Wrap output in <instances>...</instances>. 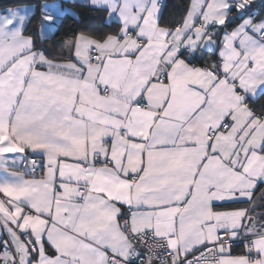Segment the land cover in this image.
Returning a JSON list of instances; mask_svg holds the SVG:
<instances>
[{
    "label": "snow or ice",
    "instance_id": "snow-or-ice-1",
    "mask_svg": "<svg viewBox=\"0 0 264 264\" xmlns=\"http://www.w3.org/2000/svg\"><path fill=\"white\" fill-rule=\"evenodd\" d=\"M254 3L82 0L114 27L64 60L37 45L70 8L41 3L38 37L35 5L0 10V264H264Z\"/></svg>",
    "mask_w": 264,
    "mask_h": 264
},
{
    "label": "trees",
    "instance_id": "trees-1",
    "mask_svg": "<svg viewBox=\"0 0 264 264\" xmlns=\"http://www.w3.org/2000/svg\"><path fill=\"white\" fill-rule=\"evenodd\" d=\"M39 1L40 0L32 1L36 3L37 7L35 16L28 25L29 31L37 37L38 33L36 32V28L40 17ZM68 2L71 5L72 14H67L63 17L62 23L58 26V30L50 39L40 40L37 45L38 47L43 46L46 48L48 50L46 55L50 57L56 56L59 59L66 58V49L63 50L62 54V45L65 44L67 39L72 38L79 32L96 35L100 32L111 31L114 27V25H110L103 20L102 12H98L90 7H84L82 2L79 1L73 2L68 0ZM164 2L167 7L164 9V20L162 22L172 23L183 15L189 0H164ZM252 7H256L261 13L264 9V0H255ZM203 62L204 61H202V63ZM234 247L237 251L241 250V245H234Z\"/></svg>",
    "mask_w": 264,
    "mask_h": 264
},
{
    "label": "crops",
    "instance_id": "crops-1",
    "mask_svg": "<svg viewBox=\"0 0 264 264\" xmlns=\"http://www.w3.org/2000/svg\"><path fill=\"white\" fill-rule=\"evenodd\" d=\"M71 1H73V0H71ZM75 1L82 2V0H75ZM43 2H45V0H40V1H39V8H40V6H41V3H43ZM47 2H48V3H51L52 0H47ZM59 2L63 5V7H65V8H70V9H71V5H70V3L68 2V0H59ZM29 4H31V5H35V8L37 7L35 2H14V3L6 4V5H1V6H0V10H2L3 8H7V7H22V6H24V5H29ZM253 10L258 11L256 7H253ZM261 14H264V9L261 11ZM102 16H103V20H104L105 13L102 12ZM104 21H105V20H104ZM79 33H83V34H87V35H93V34L85 33V32H79ZM79 33H77V34H79ZM26 34H27V33H26ZM70 39H71V38H70ZM70 39H67V40L65 41V43H66L67 41H69ZM209 58H210V56L205 55L204 60L209 59ZM64 59H67V57H66V58H63V59H61V60H64ZM194 63L200 65V64H202V60L194 61ZM260 188H264V185H261ZM259 191H260V189L257 190V195L259 194ZM243 206H246V205H241V207H243ZM260 210H261V209H257V211H260ZM242 250H243V249H242V245H241V250H239V251H237V249H236L235 247H233V255L242 254Z\"/></svg>",
    "mask_w": 264,
    "mask_h": 264
},
{
    "label": "water",
    "instance_id": "water-1",
    "mask_svg": "<svg viewBox=\"0 0 264 264\" xmlns=\"http://www.w3.org/2000/svg\"><path fill=\"white\" fill-rule=\"evenodd\" d=\"M32 1H35V0H0V6L10 4L13 2H32Z\"/></svg>",
    "mask_w": 264,
    "mask_h": 264
},
{
    "label": "built area",
    "instance_id": "built-area-1",
    "mask_svg": "<svg viewBox=\"0 0 264 264\" xmlns=\"http://www.w3.org/2000/svg\"><path fill=\"white\" fill-rule=\"evenodd\" d=\"M258 1V0H257Z\"/></svg>",
    "mask_w": 264,
    "mask_h": 264
}]
</instances>
